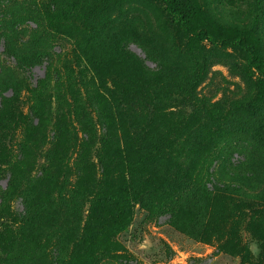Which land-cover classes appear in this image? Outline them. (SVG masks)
I'll return each instance as SVG.
<instances>
[{"label":"rangeland","instance_id":"374dc122","mask_svg":"<svg viewBox=\"0 0 264 264\" xmlns=\"http://www.w3.org/2000/svg\"><path fill=\"white\" fill-rule=\"evenodd\" d=\"M179 6L264 55V0ZM103 167L137 195L91 264H264L263 71L159 0H0V264L75 257Z\"/></svg>","mask_w":264,"mask_h":264},{"label":"trees","instance_id":"16d2710c","mask_svg":"<svg viewBox=\"0 0 264 264\" xmlns=\"http://www.w3.org/2000/svg\"><path fill=\"white\" fill-rule=\"evenodd\" d=\"M159 2L163 11L176 25L213 45L239 48L246 57L247 67L261 69L264 75V55L259 52L255 42L247 39L246 34L216 36L205 25L192 28L191 13L180 8L179 0H159ZM110 151L118 154L123 150L110 148ZM106 171L103 167V188L96 192L90 201L77 255L71 257L65 264H91L101 251L112 244L115 236L125 230L131 220L137 191L129 186L125 179H118L114 183ZM49 187L47 185L45 191ZM45 191H35L39 192L36 198L37 201L41 200L42 206H46V198L41 197L47 193ZM77 192L81 195L86 193L81 187ZM23 217L21 216L22 219ZM29 220L33 221L34 218L27 219L26 222Z\"/></svg>","mask_w":264,"mask_h":264}]
</instances>
